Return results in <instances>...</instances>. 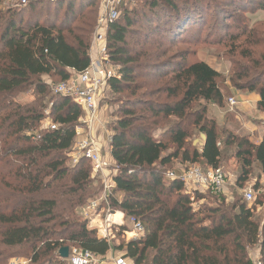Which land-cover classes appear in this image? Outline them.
I'll return each instance as SVG.
<instances>
[{
    "label": "trees",
    "instance_id": "16d2710c",
    "mask_svg": "<svg viewBox=\"0 0 264 264\" xmlns=\"http://www.w3.org/2000/svg\"><path fill=\"white\" fill-rule=\"evenodd\" d=\"M247 4L264 10V0H137L125 5L109 27L111 60L121 66V78L111 80V91L148 89L152 78L165 72L171 74L165 92L176 98L123 101L111 127L115 187L108 195L109 206L103 202L99 210L110 207L145 225L140 238L119 245L134 264H252L244 246L259 242L264 262V224L253 218L252 208L236 203L233 213L221 206L199 205L205 198L199 192L195 207L180 179H165L176 161L221 167V146L228 142L220 137L217 122L207 117L208 104L221 107L225 101L217 81L220 73L204 61L188 63L183 53L161 59L168 52L165 40L175 42L192 34L212 8L230 13L226 6L241 9ZM98 8L99 0H30L27 6L0 13V187L5 188H0V264L16 254H26L33 264H68L59 255L64 246L77 245L100 255L111 250V243L100 238L87 220L77 218V210L103 191L102 181L91 175L88 159L67 164L83 109L72 99L53 94L43 79L48 75L64 81L71 70L89 65ZM154 33L162 38L155 39ZM235 85L257 93V109L264 113L262 77ZM27 90L35 93L33 102L12 101L14 94ZM200 100L205 104L194 113ZM51 104V118L59 127L29 135L41 127ZM172 117L178 121L156 137L152 125ZM193 125L205 135V142L200 150L191 151L186 140ZM166 136L176 146L168 153ZM235 142L242 162L237 183L243 187L254 162L261 164L264 174V138L258 144L246 136ZM121 217L117 214L115 220Z\"/></svg>",
    "mask_w": 264,
    "mask_h": 264
},
{
    "label": "rangeland",
    "instance_id": "374dc122",
    "mask_svg": "<svg viewBox=\"0 0 264 264\" xmlns=\"http://www.w3.org/2000/svg\"><path fill=\"white\" fill-rule=\"evenodd\" d=\"M52 1V0H51ZM137 0H134L135 5ZM130 5V4H129ZM245 8H236L233 6L228 7V12H223L219 7L212 8L204 22L203 26L197 30H193L188 36L183 40H177L175 42H170L165 40L167 45V54L161 59H166L177 55V53L185 54L188 63L202 61V59L207 60L211 65L220 73L217 81L219 86L225 91L226 97L223 106L219 107L217 105L208 104L207 117L213 118L218 125L219 134L222 140L228 141L224 143L222 148V160L221 167L229 175L230 179L238 177L241 168V159L238 157V146L235 142L239 137H251L250 130L252 129L254 133L255 127H261L260 134H264V126L262 124L263 117L261 113L257 111H247L241 112L238 105L231 106L228 102L230 97H234L236 100H240L239 94L232 93V89L239 90L241 94L251 93L247 89H239L236 87V83H247L250 78L262 77L264 81V10L257 5L247 4ZM19 9L18 6H13L11 4L2 2L0 4V13H6L8 10ZM228 13V14H226ZM62 16V15H61ZM194 35V36H191ZM155 39H161L162 35L154 33ZM179 58H176L178 60ZM157 75L152 78V85L148 89H139L136 93H131L124 91L122 93L112 92L100 103V116L108 121V129L111 130L112 125L116 121V117L119 107L123 101L134 100L140 98L148 103H155L161 101H174L176 98L168 96L165 92V85L170 79V75ZM43 79L45 81H50L52 84H57L59 78L48 77L44 75ZM158 89H161L160 91ZM54 94V92H52ZM12 101L28 104L35 100L36 95L33 90H27L23 92H18L12 97ZM48 101V100H46ZM205 101L200 100L193 107V112L197 111L200 105H204ZM49 107V106H48ZM84 116V114H83ZM194 120V117L192 121ZM178 119L172 117L166 120V122H159L158 124L152 125L153 133L156 137L161 136L162 132L166 130V126L169 123L177 122ZM46 125V124H45ZM252 127V128H250ZM113 133V131H112ZM264 138V135H263ZM164 140L168 142L169 149L165 152L168 153L176 148V146L169 142V136L164 137ZM104 145L103 152L107 146V141L101 140ZM205 142V135L195 128L194 125L190 127V136L186 140V148L193 151L194 149L200 150ZM75 150L70 148L67 152L68 161L67 164L74 165V157L72 153ZM182 165L178 161L174 162L169 166L170 170H177ZM263 167L260 163L254 162L252 166V174L250 178V183L252 185L257 184L258 186H264L260 183L263 173L261 171ZM99 181L103 179L96 177ZM98 182H95V186ZM257 186V187H258ZM260 187V186H259ZM256 188V198L252 203H248L244 200L242 194L234 191L235 188H231V197L228 201L224 203L220 202L217 198L213 197L211 193H203L204 199H201L199 205H215L229 208L233 213L238 210V208H232L236 203L245 204L248 208H252L253 218L260 223L261 226L264 224V187ZM5 190L4 187H0ZM103 193V191H102ZM101 195L94 199L101 202ZM118 197H122V194H118ZM90 203V202H88ZM79 208L77 210V218L81 220H87L89 222V227L96 229L98 236L104 238L102 234L98 231L103 217H106L107 209L98 210L99 215L95 210L89 208V204ZM222 203V204H221ZM198 204L195 206H199ZM122 213V211H117V213ZM118 213V214H119ZM116 214V213H115ZM124 216L121 217L122 223L125 224L126 230L122 231L120 228H114L113 237L111 238V250L109 251V258L117 255H126V249H119V245L126 243L129 240L140 238L141 236H136L132 231V224L130 218ZM121 223V224H122ZM123 226V225H122ZM245 250L247 256L250 260L257 257H261V245L260 242L256 244H245ZM233 249V248H232ZM18 251V250H15ZM26 254H16V257L22 259H28L25 257ZM11 259V258H10ZM10 259L8 261H10ZM7 261L6 264L9 262ZM28 264H33L29 262Z\"/></svg>",
    "mask_w": 264,
    "mask_h": 264
},
{
    "label": "built area",
    "instance_id": "2783aa9c",
    "mask_svg": "<svg viewBox=\"0 0 264 264\" xmlns=\"http://www.w3.org/2000/svg\"><path fill=\"white\" fill-rule=\"evenodd\" d=\"M134 0H99L97 22L94 28L91 47L90 63L82 71L71 70V76L57 84L48 81L55 94L68 97L76 102L84 112L81 118V125L77 128L76 138L72 149L75 150L74 162L86 158L90 161L93 178L103 179V193L101 202L90 201L89 208L98 212L103 202L109 206L108 195L115 185H112L114 176L117 173V165L107 154L103 152L104 145L94 135V129L106 135V141L110 145L112 133L108 129V121L100 116V103L111 91L110 82L112 79L121 78V66L111 60L108 48V30L111 24L118 20L125 5L133 4ZM3 2L13 6H27L30 0H3ZM228 102L231 106L238 105L239 101L230 97ZM51 105L45 109V118L41 121V127L30 132L29 135H38L42 129H57L59 125L51 118ZM46 124V125H45ZM264 126V120L262 122ZM168 181L180 179L184 183V190L191 195L193 205L196 206L195 193H212L221 196L228 201L234 191L242 194L244 200L252 203L256 198V188L248 181L243 187L237 183L238 177L233 179L221 167H212L198 164L182 165L177 170H169L165 174ZM115 183V182H114ZM264 184V174L260 179ZM106 217H103L99 226V232L109 242L113 237L114 228H119L124 223L115 220L111 208L108 207ZM100 211V210H99ZM100 214L99 212L97 213ZM132 231L136 236L145 233V225L141 220L130 217ZM122 223V224H121ZM63 259V258H62ZM68 264H134L125 254L109 258L107 255L97 254L89 249L74 245L70 247L69 257L64 259ZM30 260L13 257L8 264H28ZM252 264H264L261 257L252 260Z\"/></svg>",
    "mask_w": 264,
    "mask_h": 264
},
{
    "label": "crops",
    "instance_id": "0c3cea01",
    "mask_svg": "<svg viewBox=\"0 0 264 264\" xmlns=\"http://www.w3.org/2000/svg\"><path fill=\"white\" fill-rule=\"evenodd\" d=\"M202 61H204V62L208 63L209 65H211V63L208 62L207 60L202 59ZM231 91L234 94H239V97H237V98L240 99L239 100V103H238V108L241 110V112H247V111L253 112V111H257V112L261 113V115H262V117L264 119V113L258 111V109H257L258 101L260 99L259 98V95L257 93L253 92V93H247L246 95H244V93L241 94L239 90L232 89ZM250 128H252V127H250ZM254 130H256L255 133H254V131L252 129L250 130V136H251L250 138H251V140L253 142H255V143L258 144V143H260L263 140V135L264 134H260V133H262L261 132V127H259V128L255 127ZM94 135H97V137L99 138V141H101L102 139H104V141L106 140V135L102 134L99 131V129H97V128L94 129ZM105 154H107V156H109L110 159L113 160V158L111 156V148H110V145L109 144H107V146H106ZM112 185L113 186L115 185L114 181L112 182ZM118 213L116 212V214L114 215V218L117 216ZM120 215L124 216L123 215V212ZM119 222H122V219H120ZM107 256L108 257L110 256L109 253L107 254Z\"/></svg>",
    "mask_w": 264,
    "mask_h": 264
},
{
    "label": "water",
    "instance_id": "95a60500",
    "mask_svg": "<svg viewBox=\"0 0 264 264\" xmlns=\"http://www.w3.org/2000/svg\"><path fill=\"white\" fill-rule=\"evenodd\" d=\"M69 251H70L69 246H64V247L60 248V250H59L60 257L63 259H67L69 257Z\"/></svg>",
    "mask_w": 264,
    "mask_h": 264
},
{
    "label": "bare ground",
    "instance_id": "6f19581e",
    "mask_svg": "<svg viewBox=\"0 0 264 264\" xmlns=\"http://www.w3.org/2000/svg\"><path fill=\"white\" fill-rule=\"evenodd\" d=\"M256 186V185H255ZM119 214H121V213H119Z\"/></svg>",
    "mask_w": 264,
    "mask_h": 264
}]
</instances>
